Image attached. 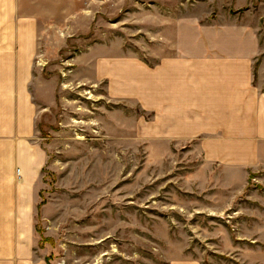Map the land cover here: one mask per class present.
<instances>
[{"label":"rangeland","instance_id":"rangeland-1","mask_svg":"<svg viewBox=\"0 0 264 264\" xmlns=\"http://www.w3.org/2000/svg\"><path fill=\"white\" fill-rule=\"evenodd\" d=\"M71 1L73 19L34 58L56 96L39 118V252L48 264H264V170L210 163L195 141L147 131L153 113L113 97L99 73L119 54L157 63L161 18L179 1Z\"/></svg>","mask_w":264,"mask_h":264},{"label":"crops","instance_id":"crops-1","mask_svg":"<svg viewBox=\"0 0 264 264\" xmlns=\"http://www.w3.org/2000/svg\"><path fill=\"white\" fill-rule=\"evenodd\" d=\"M178 1L161 18L168 50L157 63L119 54L99 62L100 75L113 97L153 113L147 131L195 141L210 163L264 170V2ZM72 4L0 0V264H48L35 232L47 156L38 133L56 96L34 58L58 20L73 19Z\"/></svg>","mask_w":264,"mask_h":264}]
</instances>
